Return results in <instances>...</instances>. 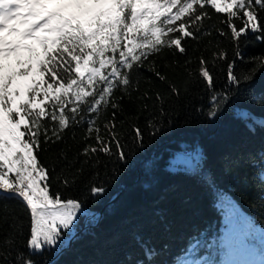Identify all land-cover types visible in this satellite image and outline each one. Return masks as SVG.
I'll return each instance as SVG.
<instances>
[{
	"label": "trees",
	"instance_id": "16d2710c",
	"mask_svg": "<svg viewBox=\"0 0 264 264\" xmlns=\"http://www.w3.org/2000/svg\"><path fill=\"white\" fill-rule=\"evenodd\" d=\"M206 10L210 14L204 21L207 31L197 40L184 42L185 56L164 49L152 58L167 83L153 77L149 71L153 64L145 63L130 89L115 92L119 107L106 104L97 114L85 113L86 119L91 116L96 121L98 133L91 136L99 134L108 141L115 111L114 132L128 153L127 165L118 161L115 142L112 155L99 153L95 158L99 163L84 164L85 158L78 153L89 135L85 123L65 130L60 142L41 140L35 150L38 161L56 168L50 190L59 191L65 199H77L82 208L72 230L75 238L65 240L62 250L34 256L36 264H136L145 258L134 235L158 251L155 264H264V201L259 198L264 184L254 179L257 170L250 167L249 159L259 160L264 151V126L254 123L264 120V68L239 86L229 85L226 78L227 64L234 59L238 76L250 74L256 65L249 58L264 54V44L249 33L235 45L230 28L222 23L226 14ZM256 10L264 21V11ZM233 22L242 26L240 19ZM217 30L226 35L220 36ZM237 51L243 59H236ZM220 52L227 60L219 59ZM201 57L213 72L216 91L229 97L212 119L207 116L210 94L197 84L187 90L185 85ZM170 85L179 89V97L169 94ZM145 93L150 97L147 101ZM157 93L162 101L155 100ZM150 120L162 128L160 133L152 134ZM135 128L143 133L141 147L134 145ZM88 143L96 146L94 139ZM65 154L83 167L71 190L56 180L58 157ZM178 160L181 163L173 168ZM96 185L106 192L90 194L88 188ZM13 221L25 225L23 237H16L22 247L29 214L16 201L0 202V234H11L8 225Z\"/></svg>",
	"mask_w": 264,
	"mask_h": 264
},
{
	"label": "snow or ice",
	"instance_id": "6c2138e0",
	"mask_svg": "<svg viewBox=\"0 0 264 264\" xmlns=\"http://www.w3.org/2000/svg\"><path fill=\"white\" fill-rule=\"evenodd\" d=\"M209 7L226 14L222 23L230 28L235 45L249 33L264 44V21L256 10L264 11V0H0V202L16 201L29 214L22 247L16 237H23L24 224L13 221L8 225L11 234H0V264H36L34 256L62 250L65 240L75 238L72 230L82 204L50 190L56 168L38 161L35 150L41 140L60 142L65 130L85 123L89 135L78 153L85 158L83 163H99L95 159L99 153L112 155L115 142L118 161L127 165L128 153L114 132L115 111L108 141L99 134L91 136L98 133L96 121L91 116L86 119L85 113L97 114L106 104L119 107L115 92L130 89L145 63L153 64L149 70L153 77L167 83L152 58L164 49L185 56L184 42L197 40L207 31L204 21L210 19ZM233 18L240 19L242 26L237 27ZM235 57L243 59L239 51ZM219 59L227 60L226 54L220 52ZM249 60L256 66L250 74L240 76L234 71L235 59L227 64L229 85L249 82L264 68V54ZM189 75L186 90L192 84L202 86L210 94L207 116L217 117L223 110L222 101L227 103L229 97L216 91L208 61L201 57L195 74ZM169 94L179 97L180 92L170 85ZM144 99H150L147 93ZM155 100L162 101L163 96L157 93ZM254 123L264 126V120ZM149 126L153 135L162 131L151 120ZM134 132V145L141 147L143 133L139 128ZM92 139L96 146L88 143ZM259 155V160L249 158L250 167L257 170L254 179L264 184V151ZM58 159L57 183L71 190L83 167L74 165L66 154ZM178 163L181 161L173 162L172 167ZM88 191L100 196L106 189L96 185ZM259 198L264 201V193ZM134 240L145 258L136 264H155L158 251L139 236L134 235ZM127 259H132L131 254Z\"/></svg>",
	"mask_w": 264,
	"mask_h": 264
},
{
	"label": "rangeland",
	"instance_id": "374dc122",
	"mask_svg": "<svg viewBox=\"0 0 264 264\" xmlns=\"http://www.w3.org/2000/svg\"><path fill=\"white\" fill-rule=\"evenodd\" d=\"M78 216L80 217V213L78 214Z\"/></svg>",
	"mask_w": 264,
	"mask_h": 264
}]
</instances>
